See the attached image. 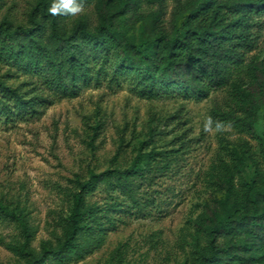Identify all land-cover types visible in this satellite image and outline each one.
Masks as SVG:
<instances>
[{
  "label": "rangeland",
  "instance_id": "374dc122",
  "mask_svg": "<svg viewBox=\"0 0 264 264\" xmlns=\"http://www.w3.org/2000/svg\"><path fill=\"white\" fill-rule=\"evenodd\" d=\"M35 1L0 0V21L27 25ZM175 5L176 0H167L165 24ZM153 6L146 4L145 9ZM81 15L96 21L92 6ZM255 58H264V26L245 64ZM0 76L30 95L46 98L39 113L0 122V202L25 214L36 253L43 242L56 246L62 236L76 176L87 179L91 171L127 167L139 148L161 152L151 161L147 178L135 183L136 200L101 187L89 193L87 202L98 211L93 229L81 240L85 253L51 258L46 264L190 262L196 220L222 195L216 180L221 160L230 161L232 148L247 143L264 165L262 113L253 133L232 125L216 130L212 110L232 104L230 84L196 100L178 93L142 95L131 78L114 80L110 71L69 95L54 93L38 77L14 72L2 61ZM238 76L248 81L246 68ZM207 117L213 124L205 131ZM243 175L253 178V165ZM21 241L19 224L0 211V264H25L14 249Z\"/></svg>",
  "mask_w": 264,
  "mask_h": 264
},
{
  "label": "trees",
  "instance_id": "16d2710c",
  "mask_svg": "<svg viewBox=\"0 0 264 264\" xmlns=\"http://www.w3.org/2000/svg\"><path fill=\"white\" fill-rule=\"evenodd\" d=\"M92 6L96 21L85 15L51 16L52 0H36L28 24L0 21V62L14 72L38 77L54 93L76 94L102 74L129 77L142 95L178 93L202 100L230 84L228 109H213L225 125L253 133L259 114L264 116V58L245 64L264 26V0H176L165 24L167 0H82ZM146 4L154 5L148 10ZM139 29V33H136ZM246 68L248 81L238 76ZM10 75H13L12 73ZM46 98L30 95L0 76V122L39 113ZM264 153V138H259ZM161 152L139 148L127 167L91 171L76 176L77 190L66 227L56 246L31 248L33 231L25 214L0 202V211L16 221L23 241L14 247L25 264H46L51 258L83 256L81 241L97 222L98 207L87 195L101 187L136 200L135 183L146 179L151 161ZM221 160L216 196L196 220L193 258L184 264H264V165L247 143ZM264 157V156H263ZM254 167V177L243 171Z\"/></svg>",
  "mask_w": 264,
  "mask_h": 264
},
{
  "label": "clouds",
  "instance_id": "9594fccd",
  "mask_svg": "<svg viewBox=\"0 0 264 264\" xmlns=\"http://www.w3.org/2000/svg\"><path fill=\"white\" fill-rule=\"evenodd\" d=\"M85 10L82 0H52L48 8V13L51 16L75 17L83 14ZM213 124L211 117H207L204 124V130L208 131ZM216 130L222 131L226 127L223 122L216 121Z\"/></svg>",
  "mask_w": 264,
  "mask_h": 264
}]
</instances>
